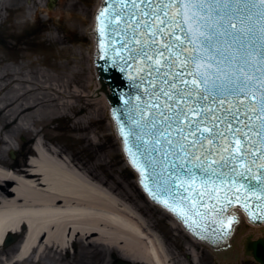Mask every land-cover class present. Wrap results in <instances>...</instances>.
Instances as JSON below:
<instances>
[{
	"label": "water",
	"instance_id": "95a60500",
	"mask_svg": "<svg viewBox=\"0 0 264 264\" xmlns=\"http://www.w3.org/2000/svg\"><path fill=\"white\" fill-rule=\"evenodd\" d=\"M141 9L150 14L143 15ZM154 9L159 10V19L151 14ZM165 11L168 16L164 15ZM262 13L264 5L257 0H193V3L185 0L184 3L174 4H169L168 0H163V3L153 0L151 4L137 0L135 5L131 0H103L97 13L100 16L95 32L99 87L95 94L104 92L110 102L128 162L137 172L139 183L149 198L167 209L194 238L213 248H221L227 244L238 221L237 215L231 212L234 208H239L251 224H264V191L248 187L264 178V168L259 167L264 164V160L259 159L260 154L264 153V129L261 128L264 114L259 112V101L264 95ZM189 17L193 19L190 20ZM161 19L165 21L164 24H160ZM145 22L153 27L146 30ZM157 25L164 32L157 34V44L153 47L163 50L161 46L169 41L175 47L170 52L166 51L164 56L151 53V59L137 57L132 60L128 49H138L146 31L150 38L151 31ZM190 40H194L195 44L190 43ZM189 55H212L219 62L201 61L211 74L207 84L209 90H213L212 81L219 85L226 82L228 75L234 78L235 83L239 82L235 78L242 80L246 77L245 82L252 85L251 92L254 95L249 96L247 101L243 99V95L237 98L235 95L225 94L222 98L218 97L221 100L219 104L212 102L210 98L202 102L216 115H227L229 118L230 112L225 113V109L247 103L255 105L254 108L247 109V115L242 108L237 118L232 120V128L239 127L247 133L246 138L229 137L233 146L238 149L234 155L243 153L240 145H244L251 153L250 156L245 155L242 162L234 163L238 171L245 172L244 176L236 177L234 183L208 184L205 188L201 174L198 173L194 181L187 182V176L178 168L172 167L179 163L177 154H180V150L176 143L178 132L176 125L168 127L170 121L166 118L172 116L178 107L184 106V101L177 103L175 89L169 88L166 81L171 82L174 73L183 71L182 62ZM177 57V64L170 66L169 61ZM217 67L223 70L219 73V78ZM157 68L160 69L159 72L156 71ZM165 72H168L166 77ZM185 79L191 81L192 77L185 74ZM133 84L138 87H131ZM176 87L180 85L177 84ZM197 87L202 92L205 85L197 81ZM164 91L170 95L165 96ZM196 99L194 96L187 106H194ZM166 105H171V108ZM203 110L200 108V111ZM192 119L197 117L193 115ZM245 122L248 123V128H244ZM217 126L221 130L224 128V124L219 121ZM210 127L209 121L201 125L200 131L208 136ZM191 140L192 137L189 136L184 143ZM205 146L211 147L207 141ZM197 155L200 153L197 152ZM252 159H256L255 165L251 164ZM216 160H219V155L209 157L208 163L215 166ZM195 163L186 162V167L194 168ZM248 168L251 169L250 172L245 171ZM177 172L187 182L184 187H180L176 179ZM198 192H211L215 198L209 199L207 195L198 197ZM225 192L228 193L227 201L224 199ZM196 212L204 215H196ZM15 240V235H7L4 246ZM244 251L246 256L264 264V238L252 241L249 237Z\"/></svg>",
	"mask_w": 264,
	"mask_h": 264
},
{
	"label": "bare ground",
	"instance_id": "6f19581e",
	"mask_svg": "<svg viewBox=\"0 0 264 264\" xmlns=\"http://www.w3.org/2000/svg\"><path fill=\"white\" fill-rule=\"evenodd\" d=\"M42 1L33 0L25 6L24 0H0V19L8 6L22 9L27 17L34 6L37 11L40 9ZM61 1L67 9L68 0ZM68 35L72 36L69 31ZM75 81L73 84V79L45 70L0 69L1 151L8 150L15 159L12 140L18 133L39 137L40 132L32 127L76 108L82 100L90 109L89 116L97 117L99 99L105 106L107 103L104 92L95 94L99 83L94 72L91 77L76 76ZM29 152L32 156L28 161L18 165L0 158V264H48L45 260L52 259L59 263L71 244L85 241L118 247L122 256L133 261L172 264L157 235L147 230L134 209L86 165L40 138ZM240 232L247 234L238 241L241 244L255 233L264 238V227L250 226L241 220L233 246L237 247ZM9 234L18 237V242L4 247L2 241ZM238 251L244 253L242 247ZM239 255L232 261H238Z\"/></svg>",
	"mask_w": 264,
	"mask_h": 264
},
{
	"label": "rangeland",
	"instance_id": "374dc122",
	"mask_svg": "<svg viewBox=\"0 0 264 264\" xmlns=\"http://www.w3.org/2000/svg\"><path fill=\"white\" fill-rule=\"evenodd\" d=\"M32 1L24 0L23 4L29 6ZM67 3L68 7L64 9L61 0H54L51 8H48L49 1L43 0L40 9L37 11V7L34 6L27 17L18 7H6L7 11L6 13L3 11L0 19V69L24 67V70L31 72L45 70L54 76H67L73 79V84L76 82V76L86 78L88 75L91 77L93 72L95 74L90 30L93 13L99 0H68ZM48 12L51 13L49 16ZM42 24L48 32L41 31ZM68 31L72 34L71 37ZM99 101L97 117L89 116L90 109L86 107V101L82 100L76 108H69L66 113L38 124L36 130L40 132L39 137H45L49 144L56 145L75 162L86 165L93 174L99 176L122 202L128 203L136 213H142L140 215L143 216L147 229L153 231L160 240L164 241L174 236L185 244L186 235L177 224L152 205L140 190L135 173L121 153L108 107L104 101L100 99ZM36 139L38 137L33 134L18 133L12 140L18 154L17 158L12 160L8 150L2 152L1 144L0 158L8 164L22 163L25 157L20 153L27 152L26 142L32 140L34 143ZM237 236L238 248L235 245L232 247V251L235 252L241 247L243 250L242 244L238 241L247 234L240 232ZM251 236L259 237L257 233ZM165 245L168 246L167 242ZM81 250L79 245L78 252L81 253ZM237 253L240 254L237 264H258L244 253L240 251ZM76 256H79L78 253L73 255L72 259L66 260L64 257L65 260L60 264H75L78 259ZM52 260H45V263H53Z\"/></svg>",
	"mask_w": 264,
	"mask_h": 264
},
{
	"label": "snow or ice",
	"instance_id": "6c2138e0",
	"mask_svg": "<svg viewBox=\"0 0 264 264\" xmlns=\"http://www.w3.org/2000/svg\"><path fill=\"white\" fill-rule=\"evenodd\" d=\"M131 2L135 5L137 0H131ZM140 3H149L151 4L153 0H139ZM160 3H163V0H159ZM169 4L174 3H184L185 0H168ZM188 3H193V0H187ZM227 2V0H224ZM257 2L261 5H264V0H257ZM103 11V9H101ZM143 15H149L150 13L145 12L141 9ZM159 10H153L151 13L155 15L157 19H159L158 15ZM178 14V13H177ZM165 16H168V12H164ZM264 15V13H262ZM100 19V16L97 15V20ZM171 20L172 18L169 17ZM189 19H193V17H189ZM165 21L163 19L160 20V24H164ZM144 27L146 30L151 29L153 26L145 22ZM183 30V29H182ZM164 29L159 27L158 25L155 26V30L151 31V37L149 38L147 35V31L145 33V37L141 42V46L136 48L128 49L132 60H135L137 57H144L146 59H151V53H155L160 56H164V53L170 52V50L175 47L169 41L168 43L162 45V49H158L153 47L157 44L156 36L158 33H163ZM207 38H205V42ZM190 43L195 44L194 40H190ZM181 51H185V49H181ZM195 51V49H193ZM179 57L176 59H171L169 61L170 66H175L177 64ZM208 60L211 62L219 63L216 61L215 56L208 55V56H195L189 55L185 58L182 62L183 71L176 72L173 74V79L171 82L166 81L169 83V88H174L177 103L180 100L184 101V106L178 107L176 111L173 112L172 116L167 117L166 119L170 121L168 127L171 128L172 125H176V131L178 132V139L176 141L177 146L180 150V154H177V160L179 161L178 164H173V168H178L181 172H183L187 178V182L194 181L196 175L199 173L201 174V180L205 188H207L208 184L216 185L217 183L223 185L225 183H234L236 177L244 176V171H238L237 168L234 166V163L242 162L245 159V155L250 156L251 153L248 152L247 148L244 145H240L244 151L241 154L234 155V153L238 152L233 146L229 137H233L236 139L246 138L247 133L244 132L242 128H232V120H235L239 115L241 109L245 110V115H247V109L254 108L255 105L251 103L240 105L239 107H235L233 109H225V113L230 112V118L227 115H216L209 107L205 106L202 102L211 99L214 103H220L221 100L218 97H223L225 94L227 95H235L239 98L243 95L244 100H248L249 96L254 95L251 92L252 85L250 83L245 82L247 78L240 79L239 77L235 78L238 80V83L234 82V78L231 75L227 76L226 82H222L219 85L215 84V81H212L214 87L213 90H209L207 84L211 79L210 72L205 68V65L201 63V61ZM204 69V70H202ZM157 72L160 71L159 68L156 69ZM223 70L217 67V78H219V73ZM185 74L189 77H192L191 81L185 79ZM168 72L164 73L166 77ZM177 77L179 79L177 80ZM197 81L201 84L205 85L203 91L201 92L200 89L197 87ZM264 83V81H262ZM179 84L180 87H176ZM131 87L136 88L138 85L133 84ZM163 94L165 96H169V92L164 91ZM197 97L194 100V106H187L188 101L191 100L193 97ZM239 103V99H238ZM260 108L259 112L264 114V95L261 96L260 101ZM155 107V105H154ZM166 107L171 108V105H166ZM200 108H203V111H200ZM163 116L164 113H161ZM195 115L197 119H192V116ZM248 119L250 120L251 117L249 116ZM186 123H183L185 122ZM211 122V127L208 129L209 135L205 136L203 132L200 131L201 125L206 124L207 122ZM224 124V128L221 130L217 126V122ZM249 125L247 122L244 124V128H248ZM261 128L264 129V123L261 124ZM199 133V135H198ZM260 135V133H257ZM191 136L192 140L185 144L184 142ZM264 139V137H262ZM205 141L211 145V147L205 146ZM171 143V141H169ZM195 149L196 151H192ZM197 152L200 155H197ZM227 153V155H224ZM213 155H219V160H216L215 166L212 163H208L209 157ZM191 157V159H188ZM259 159L264 160V153L260 154ZM195 161V167H186V162L191 164ZM251 164H256V159L251 160ZM260 168H264V164L259 165ZM218 169H220L218 171ZM245 171H251L250 168L245 169ZM176 179L179 181L180 187H184L185 183H187L177 172ZM255 179V177H253ZM249 188L256 189L259 188L260 191H264V178L258 180L256 184H249ZM189 190V189H185ZM229 192L231 189L228 190ZM207 195L209 199L215 198L211 192H198V197H203ZM189 199L190 198H185ZM224 199L228 200V193H224ZM191 202V201H190ZM215 210V209H213ZM196 215H204L203 213L196 212Z\"/></svg>",
	"mask_w": 264,
	"mask_h": 264
},
{
	"label": "flooded vegetation",
	"instance_id": "af4514ba",
	"mask_svg": "<svg viewBox=\"0 0 264 264\" xmlns=\"http://www.w3.org/2000/svg\"><path fill=\"white\" fill-rule=\"evenodd\" d=\"M24 157L26 158V155ZM139 213L142 214L141 212ZM186 238L185 244H182V240L174 236H171L170 239L162 240L172 264H232L231 257L217 256V254H222L225 251L216 252L203 244L195 242L188 237ZM165 242L168 244L167 247ZM79 245L82 248L81 253L78 252ZM181 246L183 249H181ZM171 252H173V254ZM77 253L79 256H76L78 259L75 264H145L122 256L118 247L103 246L95 243H88L87 241L71 244L69 251L63 253V260L62 257H60V259L61 261L65 260L64 257L66 260L72 259V256ZM52 261L53 263L50 262L49 264L61 263H56L55 260Z\"/></svg>",
	"mask_w": 264,
	"mask_h": 264
}]
</instances>
